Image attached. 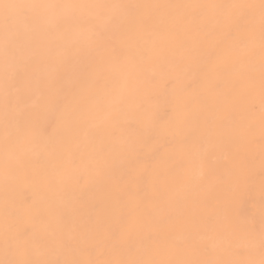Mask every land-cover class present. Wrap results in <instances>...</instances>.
Returning <instances> with one entry per match:
<instances>
[{"label":"bare ground","instance_id":"bare-ground-1","mask_svg":"<svg viewBox=\"0 0 264 264\" xmlns=\"http://www.w3.org/2000/svg\"><path fill=\"white\" fill-rule=\"evenodd\" d=\"M261 2L0 0V264L264 262Z\"/></svg>","mask_w":264,"mask_h":264},{"label":"snow or ice","instance_id":"snow-or-ice-1","mask_svg":"<svg viewBox=\"0 0 264 264\" xmlns=\"http://www.w3.org/2000/svg\"><path fill=\"white\" fill-rule=\"evenodd\" d=\"M15 7L17 8H23V7H31L30 5H16ZM42 7H61L60 5H43ZM243 7V6H241ZM261 9H262V14H264V0H262L261 2ZM10 18L6 17V23H10ZM262 264H264V262H262Z\"/></svg>","mask_w":264,"mask_h":264}]
</instances>
